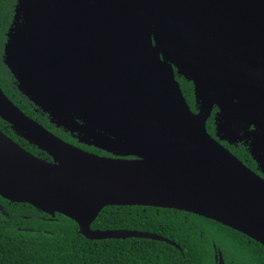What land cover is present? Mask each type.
Returning a JSON list of instances; mask_svg holds the SVG:
<instances>
[{
	"label": "water",
	"instance_id": "obj_1",
	"mask_svg": "<svg viewBox=\"0 0 264 264\" xmlns=\"http://www.w3.org/2000/svg\"><path fill=\"white\" fill-rule=\"evenodd\" d=\"M24 13L5 57L21 91L112 155L66 141L0 89L1 118L52 158L0 129L2 197L65 214L89 239L175 245L91 227L105 206L143 205L193 212L264 245V175L221 142L247 136L264 173V0H34ZM175 67L194 81L196 111ZM215 106L217 137L207 128Z\"/></svg>",
	"mask_w": 264,
	"mask_h": 264
},
{
	"label": "trees",
	"instance_id": "obj_2",
	"mask_svg": "<svg viewBox=\"0 0 264 264\" xmlns=\"http://www.w3.org/2000/svg\"><path fill=\"white\" fill-rule=\"evenodd\" d=\"M1 3L0 10L5 5ZM5 68L4 79L0 80L5 91L16 101L19 100L16 96L24 95L26 103L33 105L27 110L31 116L54 132L61 133V136L72 138L71 134L74 133L57 128L47 117L48 113L21 91L18 81L7 64ZM175 72L188 103L196 111L200 102L197 101L192 77L181 74L176 67ZM9 77L11 79L14 77L16 80L18 95L11 91L12 82ZM34 106L40 108V111L46 115L36 112L33 109ZM218 115L219 108L215 106L207 121L208 131L215 137H217L216 116ZM3 124H7L9 131L3 128ZM0 128L10 132L9 134L18 142L27 143L34 154L52 159L47 152L25 139L1 116ZM250 130H254V126ZM221 142L249 167L260 172L247 136L236 143H230L227 140H221ZM86 149L99 154L109 153L94 146ZM109 154L112 155V153ZM0 204L3 207V210L0 209V264H211L207 257L210 251L209 234L229 231L242 235L241 231L217 221L214 222L220 224V228L191 222L185 217L184 210L143 205H108L93 221L91 225L93 229L150 231L174 240L181 248L167 241L152 238L89 239L79 232V226L75 220L60 212L52 215L30 203L11 201L1 195ZM181 249L205 252L195 257L190 253L184 254ZM260 264L264 263L260 262Z\"/></svg>",
	"mask_w": 264,
	"mask_h": 264
},
{
	"label": "flooded vegetation",
	"instance_id": "obj_3",
	"mask_svg": "<svg viewBox=\"0 0 264 264\" xmlns=\"http://www.w3.org/2000/svg\"><path fill=\"white\" fill-rule=\"evenodd\" d=\"M32 1H34V0H0V2H2L1 5H4V3H5V5L3 6L4 8H2L0 10V80L4 79V75L6 72L5 57H6L7 44L9 43V41L12 40L13 36L15 37L18 34V31L22 27V24L25 23L26 16H25L24 12L26 11L27 6ZM46 1H49L50 3L54 2V0H46ZM9 80H11V82H12V84L10 86L11 91H13V93L15 95H18L17 94V92H18L17 88L18 87H17L16 80L14 79V77L12 79H11V77H9ZM0 89L24 113H26L30 117L34 118L33 116H31V114H29L27 112V110H29L28 107L31 106L32 104L26 103V99L24 98L25 97L24 95L19 94L18 96H16V97H19V100L16 101L15 98H12L5 91L1 82H0ZM33 109L36 112H39L41 115H46L42 111H40L41 109L38 107L34 106ZM47 117L50 119L49 114L47 115ZM34 119H36V118H34ZM3 126H4L3 128L6 129V131H9V129H7V124H3ZM55 126L59 129L60 128L64 129L63 127H58L56 124H55ZM0 129L4 133H6L8 136H10L12 139L17 141L15 138H13L11 136V134H9L10 132H6L2 128H0ZM51 131H53V130H51ZM54 133H56L57 135H59L60 137L65 139L66 141L73 143V144H75L79 147H82L84 149H86L87 147H89V148L92 147V145H88L86 143L80 142L76 132H74V134H71L72 138H70V139L67 138L66 136L65 137L61 136V133H57V132H54ZM18 143H20V142H18ZM20 144L23 147H25L27 150L31 151L29 149V145H27V143L22 141V143H20ZM86 150H89V149H86ZM89 151H92V150H89ZM101 155H111V154L108 153V154H101ZM257 164H258V162H257ZM257 168L260 169L259 173H262V175H264V173L262 172V169L259 165ZM185 212H186L185 217L187 219H190L191 222H199L201 224L205 223L206 225L208 224L209 226H214L217 228L221 227V226H219L220 224L214 222L217 220L207 218L205 216H202V215H199V214H196L193 212H189V211H185ZM187 215H190V216H187ZM217 222H219V221H217ZM219 223H221V222H219ZM223 225H225V224H223ZM225 226H227V225H225ZM208 237L210 238V245H209L210 251H209L207 257L210 260L211 264H260V262L264 263V245L262 243H260L259 241L251 238L250 236H248L244 233H242V235H241V234H238L235 232L223 231V232H216V233L209 234ZM128 238H130V237H128ZM116 239H122V238H116ZM172 241H174V240H172ZM172 245H174V244H172ZM175 246H177L178 248H181L178 243H176ZM228 246H231V247H228ZM182 251L184 254L190 253L192 256H195V257H197V255L201 256L205 252L204 250H188V249L182 250Z\"/></svg>",
	"mask_w": 264,
	"mask_h": 264
}]
</instances>
